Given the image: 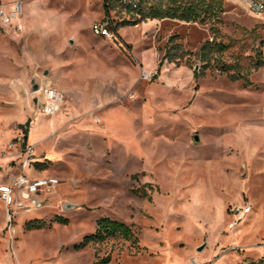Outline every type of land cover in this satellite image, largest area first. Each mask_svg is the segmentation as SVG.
<instances>
[{"label":"rangeland","instance_id":"1","mask_svg":"<svg viewBox=\"0 0 264 264\" xmlns=\"http://www.w3.org/2000/svg\"><path fill=\"white\" fill-rule=\"evenodd\" d=\"M20 1L22 31L0 30V185L59 184L41 203L0 199V264H264V66L250 85L214 69L195 80L210 23L147 21L115 40L92 32L103 0ZM222 1L224 62H264V12ZM172 36L190 55L158 72ZM48 84L63 98L53 117L38 110ZM244 204L229 230V208ZM102 218L137 241L75 251ZM36 221L45 227L27 230Z\"/></svg>","mask_w":264,"mask_h":264},{"label":"trees","instance_id":"2","mask_svg":"<svg viewBox=\"0 0 264 264\" xmlns=\"http://www.w3.org/2000/svg\"><path fill=\"white\" fill-rule=\"evenodd\" d=\"M105 17L103 21H109L110 30L117 35V32L125 27L137 26L147 21L171 20L182 23H210L213 39L204 42L196 54L202 67L194 71V79L202 77L208 70H216L227 74L232 82L243 81L250 85L249 75L251 70H258L264 66L259 56L251 61L248 68H243L239 58L234 63L227 64L223 57L230 49V45L218 41V25L221 24V16L224 13L222 0H103ZM125 13L128 19H119L116 22L110 18V12ZM177 36H172L165 47V54L158 64V72L164 62L179 65L190 53L184 52L177 42ZM55 222L66 225L67 220L59 217ZM45 227L41 221L29 222L27 230H40ZM110 239H123L134 241L136 238L132 229L118 221L109 218H102L97 222L93 234L85 237L81 244L75 246V251H81L91 245L102 244ZM109 259L105 258L94 264H108ZM245 264H262V261H250Z\"/></svg>","mask_w":264,"mask_h":264},{"label":"built area","instance_id":"3","mask_svg":"<svg viewBox=\"0 0 264 264\" xmlns=\"http://www.w3.org/2000/svg\"><path fill=\"white\" fill-rule=\"evenodd\" d=\"M254 15H261L264 12V0H240ZM23 14V3L20 0L5 4L0 0V30L22 31L20 20ZM92 32L101 38L115 39L116 34L110 30L109 21L96 22L92 25ZM38 110L49 117L56 115L63 103L61 93L52 88L49 84L37 89ZM59 184L56 178L42 177L30 179L20 176L13 185L0 186V199L8 207L19 200H26L37 203L36 197L43 190H50ZM249 204L229 208L232 222L228 225L229 230H235L239 223L251 213Z\"/></svg>","mask_w":264,"mask_h":264},{"label":"crops","instance_id":"4","mask_svg":"<svg viewBox=\"0 0 264 264\" xmlns=\"http://www.w3.org/2000/svg\"><path fill=\"white\" fill-rule=\"evenodd\" d=\"M119 34H120V32H119ZM37 91V90H36ZM38 98V97H37ZM37 178H42V177H37ZM30 179H36V178H30ZM0 186H3V185H0ZM40 196V194L37 196V197H39ZM37 197H36V201L38 202V203H41L40 201H38V199H37ZM41 205H39L38 204V207H40Z\"/></svg>","mask_w":264,"mask_h":264}]
</instances>
